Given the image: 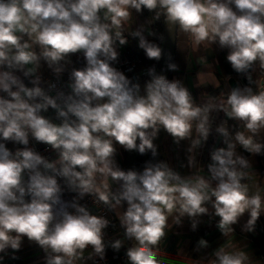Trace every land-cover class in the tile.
I'll return each mask as SVG.
<instances>
[{
  "label": "clouds",
  "instance_id": "clouds-1",
  "mask_svg": "<svg viewBox=\"0 0 264 264\" xmlns=\"http://www.w3.org/2000/svg\"><path fill=\"white\" fill-rule=\"evenodd\" d=\"M144 9L162 10L168 24L190 34L196 44L208 41L229 49L226 59L238 73H248L256 61L264 68V0H0V92L6 94L0 96V141L24 146L13 152L0 142V253L18 251L24 237L43 249L46 264H73L89 246L100 259L108 246L120 250V240L104 242L108 219L91 215L76 199H61L58 178L81 199L95 194L105 204L127 203L121 226L128 239L138 242L127 249L129 264H162L153 246L165 235L166 212L177 206L181 215L192 218L193 230L196 217L209 214L208 204L220 218L217 227L223 235L233 232L245 213L249 219L243 230H254L264 202L259 194L249 195L242 183L250 163L236 148L264 152V143L255 140L264 130V91L236 87L227 95V107L197 106L182 82L157 75L153 67L141 94L140 85L112 63L119 56L117 45L128 43L120 29L133 10ZM131 35L149 59L162 58V49L142 30ZM80 52L86 66L71 70L67 95H50L40 86L41 77L26 69L44 60L59 76L70 54ZM168 67L177 69L172 63ZM17 70L29 78L31 87L15 74ZM49 108L59 123L43 114ZM216 110L242 121L251 135L236 132L233 137L226 123L216 128L226 147L211 152V181L183 180L166 162L148 163L142 172L116 164L115 143L128 151L157 155L154 140L161 129L177 144L190 140L192 152L207 141L210 114ZM30 137L49 146L57 159L50 161L29 147ZM194 163L195 157L189 156L188 166ZM97 173L111 176L119 191H99ZM198 247L206 248L208 242L200 239ZM215 257L211 264L248 260L244 253L223 249L215 251Z\"/></svg>",
  "mask_w": 264,
  "mask_h": 264
},
{
  "label": "crops",
  "instance_id": "crops-1",
  "mask_svg": "<svg viewBox=\"0 0 264 264\" xmlns=\"http://www.w3.org/2000/svg\"><path fill=\"white\" fill-rule=\"evenodd\" d=\"M136 29L142 30L146 39L157 44L160 48L162 37L157 20L146 16L142 12L137 13L135 10L132 11L129 20L120 29L123 36L127 38L128 43L123 46L117 45L119 55L133 53L142 63L141 68L136 73L124 74L133 84L138 83L141 88V94H144L145 83L151 79L148 70L154 67L156 72L160 60L149 59L144 50L138 46V38H133L131 35ZM24 39L32 43L27 36ZM32 50L39 52V47L33 45ZM229 51L227 48H220L218 43L211 44L205 41L196 44L190 34L184 33L178 27L175 58L177 69L172 71L168 80H179L182 82L183 86L189 90L194 104L197 106L215 105L220 107L224 105V107H227L226 98L231 91L228 80L231 77L239 78L233 74L231 65L226 59ZM80 53L86 62L83 53ZM71 68L72 63H67L65 70L57 76L44 60L40 61L39 67L36 64L26 66V69H31L34 75L40 76L42 80L46 77H56L62 80ZM15 74L20 76L27 86H31L29 78L24 77L22 72L17 70ZM249 76L252 80V92H260V83H264V68L260 66L259 61L253 63V72ZM44 115L56 123L60 122L56 119L55 110H48ZM221 117L222 123H226L233 137L236 132H244L246 135H251L246 129L235 130V126L240 121L228 118L222 110ZM195 126L194 122L193 138L198 135L195 131ZM255 140L264 143V130L255 136ZM0 142L5 143V146L13 152L18 148H22L20 144L10 141ZM154 144L157 146V155L153 156L150 151L152 160L144 164V168L148 163L166 162L183 180L194 182L197 178L203 177L211 181V174L208 170V164L211 163V151L206 152V147L203 144L189 152L190 140H183L177 144L172 136L163 129H161L158 137L154 140ZM114 147L116 148L115 162L122 170H125L127 150L118 143H115ZM220 147H226L223 140L218 148ZM236 151L237 154L245 157L250 163V166L244 169L247 175L242 183L247 185L249 195L259 194L262 202H264V152L261 154H250L239 145H237ZM57 155L56 153L53 160L57 159ZM189 156L195 157V163L192 167L188 166ZM95 184L99 191L102 192L117 193L119 191V183L106 174L97 173ZM212 186H215V182H213ZM207 207L209 208V214L196 217L198 225L195 230L191 226L192 218L187 215H181L179 206L174 208L171 213L166 212L168 218L164 229L165 235L157 245L153 246L158 260L162 264H211L216 259L215 251L223 249L228 253L241 252L246 254L248 260L245 264H264V213L258 218L253 231L243 230V226L249 219V214L245 213L232 226L234 231L223 235L217 227L220 218L214 215L211 204H208ZM111 208L116 218V225L113 228L112 236L108 239L107 245H110L113 241L120 240L122 247L119 251L114 250L111 246H108V248L113 255H126L132 241V239L130 240L125 236V230L121 226V218L123 212L126 211L127 203L124 202L121 206H115L113 202ZM200 239L206 240L208 247H198ZM0 257H2L0 264H46V254L43 249L35 242L29 241L27 237L23 238L21 248L18 251L8 249L6 252L0 253ZM88 257L89 251L85 249L82 257L78 256L73 259V264H92L91 259H88Z\"/></svg>",
  "mask_w": 264,
  "mask_h": 264
},
{
  "label": "built area",
  "instance_id": "built-area-1",
  "mask_svg": "<svg viewBox=\"0 0 264 264\" xmlns=\"http://www.w3.org/2000/svg\"><path fill=\"white\" fill-rule=\"evenodd\" d=\"M72 63V68L68 71V74L62 79H58L56 77H46L42 80L41 87H43L50 95L55 96L57 92H63L65 95L70 94L71 89L69 88V75L73 68L79 69L86 66V62L84 61L81 53L70 54L69 62ZM141 61L138 59L133 53L119 55L117 61L112 63V66L117 68L119 71H122L125 74H133L136 73L139 68H141ZM67 63L65 64V67ZM49 85H55L54 88H50ZM32 86V85H31ZM30 86V87H31ZM0 96H6L5 93L0 92ZM216 108H220L217 107ZM49 110H53L49 108ZM44 114V113H43ZM210 123H211V132L206 142L203 141V146L206 147L209 140L211 138H215L219 136L216 132V128L222 124L221 110H216L211 112L210 114ZM24 147L23 145H20ZM29 147H32L34 150L39 152L41 155L49 159L50 161L54 159L55 151L49 148V146L43 143H37L34 139L30 137ZM58 182L61 183L63 188L61 199L65 202H72L73 199H76L77 202L87 207L88 211L91 215L98 217H105L110 221L109 226L104 230V242L107 245L108 239L113 234V228L116 225V218L112 213L111 205L105 204L100 201L98 196L86 194L82 199L78 197L76 192H73L64 185L63 180L58 178ZM70 212H74L75 210L69 208ZM89 251V256L91 255L93 259H91L92 264H129L127 255L116 256L111 253L109 248L107 247L105 250L104 259H100L96 257L93 252L91 246L87 248Z\"/></svg>",
  "mask_w": 264,
  "mask_h": 264
},
{
  "label": "water",
  "instance_id": "water-1",
  "mask_svg": "<svg viewBox=\"0 0 264 264\" xmlns=\"http://www.w3.org/2000/svg\"><path fill=\"white\" fill-rule=\"evenodd\" d=\"M177 32H178V26L169 25L168 22L166 21V25L161 40L162 58L159 61L158 67L156 69V74L163 75L167 79H169L173 71L169 69L168 65L170 63L175 64L176 50H177ZM231 70L235 76L239 77V78L236 77L229 78L228 84L231 90L232 88H236V87H250L252 89V80H250L249 82L247 75L252 74L253 65L251 69L248 70V73H238L232 68V66H231ZM260 90L264 91L263 82L260 83ZM222 140L223 137L221 135L216 137L211 152L220 146ZM201 144H203V141ZM137 154L138 151L136 150L126 151L125 171L134 170L138 172ZM135 242H136V246H138V242L137 241Z\"/></svg>",
  "mask_w": 264,
  "mask_h": 264
},
{
  "label": "trees",
  "instance_id": "trees-1",
  "mask_svg": "<svg viewBox=\"0 0 264 264\" xmlns=\"http://www.w3.org/2000/svg\"><path fill=\"white\" fill-rule=\"evenodd\" d=\"M143 14H145L148 17H153L157 20L158 22V28L160 30V35L162 37L165 25H166V18L162 12V10H154L149 12L147 9H144L142 11ZM158 13H159V17H158ZM245 129L244 127V123L242 121L239 122V124H237L235 126V130H243ZM215 138H211L208 142V144L206 145V152H210L212 150L213 144H214ZM152 160L151 155H150V151H147L144 154H140L138 152L137 154V166H138V172H142L143 168H144V164H146L147 162H150ZM136 246V242L134 239H132L131 243H130V248L131 247H135Z\"/></svg>",
  "mask_w": 264,
  "mask_h": 264
}]
</instances>
